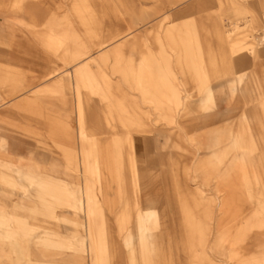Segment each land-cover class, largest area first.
<instances>
[{"label": "rangeland", "instance_id": "1", "mask_svg": "<svg viewBox=\"0 0 264 264\" xmlns=\"http://www.w3.org/2000/svg\"><path fill=\"white\" fill-rule=\"evenodd\" d=\"M70 1L0 0V139L7 140L9 144L2 149L5 152L20 153L23 156L21 160L11 161L12 167H19L34 176V182L45 181L42 174H53L49 164L56 163L54 175L66 181L67 187L74 192L72 205L57 207L54 211V218L44 219L37 215V218L29 219L30 223L33 222L32 224L40 227L32 229L28 241L30 243L38 233L47 232L48 229L43 226L52 228L59 236L72 244L76 243V236H84V227L74 226L72 223L73 219L79 224L84 221V214L78 207V200L82 198L79 189L82 187L83 175H85L81 168L85 166L86 160L90 159V150L105 149L113 139L112 134L118 132L119 136L129 142H131L132 136L139 140H136L139 163L152 175L145 189L147 192L158 191L163 194L162 199L166 207L168 222V229H164L166 232L167 230L170 232L173 241L172 252H178V256L182 257L179 264H188L186 246L182 243L175 245L174 239L182 242L180 236L184 233L183 217L186 215L182 207L184 204L182 199H190V197H182L177 194L178 188L174 183V178L179 176L183 187L186 177L182 175V167L190 166L191 160L194 162L201 160L208 152L205 145H201L208 129L233 122L231 127L233 132L239 131L244 138L246 137V143L249 144V138L254 133L259 134L257 129L264 128V15L260 20L253 17L255 15L253 12L244 11L242 7L244 0H122V2L113 0V2L104 3L105 10L103 9V11L114 12L117 15V20H109L106 15L102 17L99 11L94 9L96 6H92L90 22H83L82 9L79 7L77 9L78 5ZM73 3L76 5L74 8L71 7ZM180 4L183 6L182 10ZM111 8L114 9L111 10ZM51 21H57V23L52 27L49 25L52 23ZM121 22L134 23V27L141 24L151 27L147 30L140 26L137 32L139 40L135 42L134 48L135 54L140 48H144L146 49L144 54L155 56L156 59V54H159L158 42L154 40L156 24L161 22L160 26L164 29L176 28L178 34L171 40L168 38L165 40V43L175 47L176 51L166 49L164 54L171 56L173 54L171 59L180 58L181 61H184L183 55L186 54L185 44H187L184 30L189 28L185 25L189 26V23H193L204 47L200 58L194 57V60H201V68L198 67L201 71L211 69L212 77L202 83V75H198L197 79L191 81L190 68L187 64L184 66L183 62L178 68L186 72L184 76L187 81L176 77L178 75L171 74H168L169 78L158 77V83L155 86L159 88L155 92L164 95L165 98L157 100L144 98L143 101L155 105L152 106L151 113L146 117L147 120H151V125L145 129L134 127V130L131 131L132 135L116 122L107 124L104 116L108 109L106 108L108 107L107 103L94 94L81 90L84 118L90 130H82L77 133L78 123L73 90H66V102L58 98L42 100L43 97H40V94L44 92L43 87L53 80L46 79L47 76L42 75L56 68L57 72H62L61 74H69L70 67L78 62V59H72L73 47L82 46L84 49L86 46V48H90L91 55L95 60L89 64L92 71H96L99 65L113 83L121 84L123 88L128 87L130 89L128 91L134 93L136 97L139 94L145 95L146 90H137L135 84L123 81L117 66L113 64L115 62L113 47L118 42L113 45L109 44V46L106 42L102 45L105 46L96 53V50L101 47L96 45L111 35L113 28H122ZM111 23H117V26H111ZM123 33L125 34V32ZM125 38L127 37L122 36L119 40ZM64 48L66 51L61 52ZM193 52L196 56L195 51ZM207 54L214 60V64L209 67L205 65ZM104 55L106 58H103ZM177 55L179 57H175ZM210 58L208 59L210 60ZM134 60L137 62L140 58L135 55ZM66 69L67 71H65ZM223 70L227 72L221 73ZM217 71L220 72L217 74ZM226 81H229L231 87L226 99L220 97L209 99L212 92L209 88L226 86ZM25 84L28 86L14 96L8 95L17 86ZM152 84L154 83L148 81L147 85L151 88ZM30 87L32 88L30 89ZM98 88L100 92L106 94V87L99 81ZM152 89L155 90L153 87ZM35 91L37 92L36 96H39L36 97L35 103L22 100L26 94ZM175 94L176 98L173 96ZM178 96H184L183 102L186 103V106L179 111V116L175 119L168 114L167 110L164 111L156 105L159 102L169 103L167 108L176 109L177 106L174 103L181 101ZM41 110L42 115L40 114ZM47 113H61L63 116L61 118L70 125L69 129L59 127L55 122L50 121L51 116H47L50 119L48 120L45 117ZM260 133L264 135V130ZM186 135L190 137V140H186ZM263 147L261 145L260 148L253 142L250 143L248 145V148H251L249 156L252 159L258 157V152ZM3 151L0 149V163L6 164L8 155H5ZM129 152L130 149L125 143L121 174L125 177L122 188L126 195L119 197L117 194L115 178L105 184V197L101 196L96 191L97 188L94 187V189L96 188L97 205L100 208V213L106 219L112 252L115 254L111 264H128L129 262L128 251L116 234L117 224L115 223L121 203L126 202L129 205L134 203L130 183L131 169L128 164ZM242 165L249 166L250 164L246 162ZM207 166V170L204 171L208 172L207 179H210L213 177V172L210 169L214 165L210 163ZM240 176L239 173L236 174V178H240ZM200 178H202L201 175ZM200 178L197 181H200ZM197 181L189 180L187 187L194 188ZM211 183L210 180L208 185ZM205 189L207 188L205 187ZM23 202L33 204L35 200L29 197ZM248 206L247 202L246 210ZM130 207L129 225L133 227L134 211L132 206ZM62 217L65 221L60 220ZM216 218L210 221L212 228ZM73 230H78V233H73ZM179 231L183 232L179 235ZM205 234L211 245L214 239L213 231L208 234L205 232ZM0 236L8 238L2 233ZM51 236L57 238L55 235ZM83 239L86 237L84 236ZM176 246L178 249H175ZM5 247L13 250L15 262L24 264L15 242L8 238ZM254 248L255 246L248 250H254ZM222 251L215 248V257L224 259L220 254ZM52 252H59V250ZM78 256L80 255L76 254L74 258L63 256L53 261L88 264L87 260H81Z\"/></svg>", "mask_w": 264, "mask_h": 264}, {"label": "bare ground", "instance_id": "2", "mask_svg": "<svg viewBox=\"0 0 264 264\" xmlns=\"http://www.w3.org/2000/svg\"><path fill=\"white\" fill-rule=\"evenodd\" d=\"M70 2H75L78 5L76 7L74 3V6L70 4L72 8L78 9L79 7L82 9L83 22H90L89 16L93 11L92 6H96L94 9L98 10L102 17L106 15L109 20H117V15L114 12L103 11V9L105 10L104 3L113 2V0H71ZM113 9L111 8V10ZM63 17L66 18L65 15ZM121 24L122 28H113L111 35L96 45L101 46L96 50V53L105 46L102 45L106 42L108 46L118 42L113 47V52H115L113 64L117 66L123 81L135 84L137 90H146L145 95L139 94L136 97L134 93L128 91L130 90L128 87L123 88V85L113 83L99 65L96 71H92L89 64L95 60L94 56L91 55L90 48H86V46L84 49L82 46L73 47L72 59H78V62L70 67L69 74H61L62 72H57L56 68L42 75L47 76L46 79H53L43 87L44 92L40 94V97H43L42 100L58 98L66 102V90H73L78 123L77 133L82 132V130H90L84 118L85 111L81 90H86L107 103L108 107L106 108L108 109L104 113L107 124L116 122L132 135L131 131L134 130V127L145 129L151 125V120H147L146 117L149 116L152 106L155 105L143 101L144 98H155L156 100L165 98L164 95L155 92L159 88L155 86L158 83V77L169 78L167 76L171 74L173 76L178 75L176 77H181V80L187 81L184 76L186 72L178 68L182 62L184 66L187 64L190 68L191 81L197 79L198 75H202V83L207 82L206 79L212 77L211 69L201 71L199 69L201 68V60H194V57L200 58L204 47L193 23H189V26L185 25V27H189L186 31L184 30V35L187 38L186 54L183 55L185 62L181 61L180 58L171 59L173 54L172 56L164 54L166 49L176 51L175 47L165 43L167 38L171 40L178 34L176 28L164 29L160 26L161 22L156 24L154 40L158 42L157 60L155 56L144 54L146 52L144 48H140L135 54V42L139 40L137 38L138 29L140 26L147 30L151 27H146V24H141L138 27H134V23L121 22ZM49 25L51 26L50 23ZM111 26L115 27L117 23H111ZM122 36L127 38L120 41ZM64 51L66 48L61 50V52ZM193 51H195L196 56ZM135 55L140 58L137 62L134 60ZM104 57L106 58V55ZM175 57H179V55ZM206 58L205 65L207 67L214 64V60L208 54ZM72 67L74 68L72 69ZM219 72L217 71V74ZM226 72V70L221 71V73ZM98 81L106 87V94L100 92ZM148 81L154 83L151 88L147 85ZM229 84L228 81L226 86L210 87L212 92L208 98L226 99L228 91L231 89ZM27 86L28 84L19 85L8 95L14 96ZM168 86L170 87V84ZM171 88H173L172 85ZM150 89L151 91H149ZM36 93V91L30 92L22 97V100L35 103L36 97H39L36 96ZM173 96L176 98V94ZM183 98L184 96H178L181 101L174 103L177 108L173 110L166 107L169 106V103L162 104L159 102L156 105L164 111L167 110L168 114L175 119L179 116V111L186 106ZM40 114L42 115V110ZM61 115V113H47L45 117L48 119L51 116V120H48L55 122L59 127L69 129L70 125L61 118L63 117ZM65 115H67L66 112ZM120 122L122 123L119 124ZM232 123L208 129L201 142V145H205L208 152L204 157L202 156L201 160L195 162L191 160L190 166L182 167V175L186 177L183 187L179 176L176 175L177 177L174 178V183L178 188L177 194L182 197H190V199H182L184 203L182 207L186 212L183 217L184 233L179 231V235L183 234L180 236L182 242L174 239L175 245L182 243L186 246L188 264H264V147L258 152V157L253 159L249 156L251 148H248L252 142L260 148L261 145L264 146V135L260 133L263 132L264 128L259 127L257 129L259 134L254 133L253 136L248 137L249 144H247L246 137L244 138L239 131L233 132ZM112 138L110 145L105 149L94 148L90 150L89 157L91 160H86L85 166L81 168L85 175H83L82 187L79 189L82 198L78 200V207L84 214V221L79 224L73 219L72 223L74 226L84 227L86 239H83L84 236L82 235L76 236V243L73 244L68 243L55 230L46 226L43 227L47 228L48 231L38 233L29 243L28 236L32 229L40 227L32 224L33 222L30 223L29 219L37 218V215L44 219L54 218V211L57 207H70L72 205L74 192L67 187L66 181L54 175L56 163L49 164L53 174H42L45 181L38 182H34V176L21 170V168L12 167L11 161L21 160L23 156L20 153L3 151L2 148L9 146V144L7 140L0 139V149L5 155H8L6 164L0 163V234L2 233L17 244L24 264H72L53 260L63 256L74 258L76 254L80 255L78 257L81 260H87L88 264L112 263L115 254H113L110 244V232L107 230L106 219L99 211L95 190L97 188L96 191L104 196L105 184L115 178L117 194L119 197L126 195L122 188L125 177L121 174L125 143L130 149L128 164L131 169L130 183L134 203L132 205L126 202L121 203L115 223L117 224L116 234L128 251V264H179V261L182 260V257L178 256V252H172L171 244L173 241L170 232L165 231L168 229V222L166 207L162 199L163 194L158 191L147 192L145 189L152 175L139 163L136 151L139 140L132 136L131 142H129V140L119 136L118 132H114ZM186 140H190L188 135H186ZM175 146L177 145L175 144ZM246 162L250 165H242ZM210 163L214 165L210 169L213 172V177L210 176L211 178L207 179L209 174L204 170H207V165ZM197 170L200 171L198 172L202 178H200ZM247 171L249 172L246 174ZM237 173L241 175L240 178H236ZM199 178L203 180H200L202 183L197 181ZM189 180L197 181L192 189L187 187ZM210 180L212 183L208 185ZM94 187L96 188L94 189ZM29 197L34 198L35 203L25 204L23 202ZM247 202L249 204L248 211L246 210ZM129 206H132L134 211L133 227L129 225L131 218V207L129 208ZM215 217L217 220L213 223L214 227L212 228L210 221L214 220ZM60 220L65 221L64 217ZM42 221L45 222L43 219ZM210 231L214 233L211 245L205 234V232L208 234ZM73 233L77 234L78 230H73ZM51 235H55L57 238ZM8 238L0 236V264H18L14 261L13 250L5 247ZM253 246H255L254 250H248ZM215 248L223 250L220 254L224 259L215 257ZM175 249L178 247L176 246ZM56 250L59 252H52Z\"/></svg>", "mask_w": 264, "mask_h": 264}, {"label": "crops", "instance_id": "3", "mask_svg": "<svg viewBox=\"0 0 264 264\" xmlns=\"http://www.w3.org/2000/svg\"><path fill=\"white\" fill-rule=\"evenodd\" d=\"M181 5V4H180ZM243 10L248 12H253L255 15L254 18L257 17L258 19H262V15H264V0H244L243 2ZM183 6H180L182 10ZM57 21L52 22L51 26L53 27Z\"/></svg>", "mask_w": 264, "mask_h": 264}]
</instances>
